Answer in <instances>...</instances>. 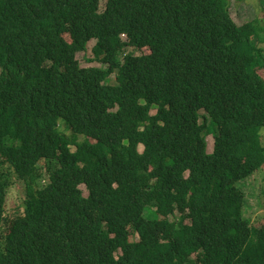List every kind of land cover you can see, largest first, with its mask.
<instances>
[{"label":"trees","instance_id":"obj_1","mask_svg":"<svg viewBox=\"0 0 264 264\" xmlns=\"http://www.w3.org/2000/svg\"><path fill=\"white\" fill-rule=\"evenodd\" d=\"M254 20L228 0H0V264H264L239 185L264 165ZM93 39L106 67L76 58Z\"/></svg>","mask_w":264,"mask_h":264},{"label":"rangeland","instance_id":"obj_2","mask_svg":"<svg viewBox=\"0 0 264 264\" xmlns=\"http://www.w3.org/2000/svg\"><path fill=\"white\" fill-rule=\"evenodd\" d=\"M229 1V12L232 19L237 23L241 24L246 21L256 20L258 31L254 35V42L257 47L262 49L264 55V0H228ZM254 20V21H255ZM94 39L90 40L87 44V47L84 51H79L76 53V58L79 61V64L83 67L87 66H96V67H106L107 65L102 64L94 59L92 54V46L94 44ZM127 52H132L135 54H140L142 51L134 49L132 47H127ZM146 51V50H144ZM108 82L111 84H116L115 73H112ZM152 113L155 112V109L152 108ZM200 114H205L203 110L199 111ZM202 120V118H201ZM62 126V125H61ZM261 131L264 134V128ZM67 134L70 135V132L67 131ZM207 140V150L210 152L213 147V136L208 134L206 136ZM79 140H82L83 137L79 136ZM139 151L142 150V145L138 147ZM39 183L43 182V174L41 171H38ZM10 185L6 194V211L8 214L13 215L16 209L21 210L23 207V201L25 199V190L26 185L23 181L19 180L16 176L12 174L10 178ZM244 194H245V205H244V214L246 218L250 220L251 223H260L264 225V165L247 179L239 182ZM83 190V193L86 195L87 190L84 185L80 186ZM194 260L197 263V256H194Z\"/></svg>","mask_w":264,"mask_h":264}]
</instances>
